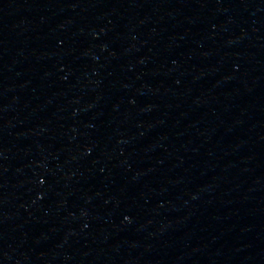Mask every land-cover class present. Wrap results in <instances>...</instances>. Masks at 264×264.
Wrapping results in <instances>:
<instances>
[{"label":"water","instance_id":"1","mask_svg":"<svg viewBox=\"0 0 264 264\" xmlns=\"http://www.w3.org/2000/svg\"><path fill=\"white\" fill-rule=\"evenodd\" d=\"M0 264H264V0H0Z\"/></svg>","mask_w":264,"mask_h":264}]
</instances>
